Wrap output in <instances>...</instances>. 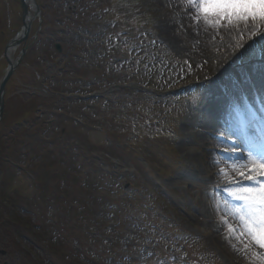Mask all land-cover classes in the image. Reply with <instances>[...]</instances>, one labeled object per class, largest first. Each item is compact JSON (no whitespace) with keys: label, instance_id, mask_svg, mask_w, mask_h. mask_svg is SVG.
<instances>
[{"label":"rangeland","instance_id":"rangeland-1","mask_svg":"<svg viewBox=\"0 0 264 264\" xmlns=\"http://www.w3.org/2000/svg\"><path fill=\"white\" fill-rule=\"evenodd\" d=\"M37 1L41 12L32 21L28 43L34 35L41 40L38 49L27 53L28 61L22 59L7 84L5 112L0 122V128L4 129L0 132V144L5 151L0 153V159L1 155L9 159L8 196L21 203L17 204L20 217L33 219L29 226L34 231L50 228V218L60 212L52 204L56 192L60 193V205L72 204L74 212L63 218L55 230L48 231L53 238L59 236L60 244L64 245L60 246L64 251L58 248L64 252L62 256H50L40 243L30 242L36 236L29 232L20 234L23 237L13 244L0 242V249L6 246L12 251L14 264H24L26 257L40 264H258L247 244L242 242L240 250L237 249V241L227 236L229 228L213 225L220 219L214 202L210 204L208 200L202 177H184L204 170L203 164L210 159L218 164L222 150L214 154V149H202L196 142L190 149L181 145L186 139L193 141L182 124L213 96L210 83L205 82L212 74L206 75L203 56L207 67L210 55L217 52L227 53L223 61L229 65L251 61L259 67L264 62V26L250 21L247 27L226 22L218 28L205 27L208 36L212 34L207 43H215L217 48L208 47L200 55L194 47L193 32L200 29L202 22L194 19L196 13L187 0ZM21 8L20 0H0V79L8 67L9 41L23 29ZM254 28L262 36H253ZM220 31L222 36L218 34ZM102 39L108 41L103 43ZM225 40L231 41V45H225ZM53 43H61L60 55L68 61L61 75H57L61 57H55L59 53ZM22 47L14 50L15 59ZM248 48L257 52L254 57L248 58ZM80 73L84 78L78 80L76 75ZM149 81L153 84H148ZM203 82L207 83L205 87ZM30 86L49 97L45 100L49 102L48 108L38 101L24 102L26 87ZM167 86L172 88L165 92ZM93 88H101L99 95L88 103L80 102L77 109L85 126L74 127L65 114H70L79 101L65 94L75 90L84 93ZM194 96L202 98L198 106L192 103ZM23 103L27 104L25 109L21 108ZM61 111L64 113L60 114ZM36 112L42 116L35 117ZM165 113L169 115L167 119ZM53 117L55 121H65L64 134L55 122L46 128L40 125ZM99 117L103 120L98 122ZM153 119L157 123H149ZM24 125L38 130L35 140L39 145L26 148L25 143L15 142L12 147L17 151L12 152L11 144L6 145L14 135L11 126ZM110 135L119 149L108 151L104 157L97 150ZM64 146H69L68 151L76 156L93 158V165L81 162L82 167H89L87 173V167L76 172L64 168L65 181L59 180L56 189L52 187L53 195L41 189L35 193L32 188L35 181L46 176V181L40 180L42 188L47 187L49 178L53 179L52 174L60 165L59 149ZM33 149L39 150L38 153L45 151V155L39 156L33 169L24 171L20 162L30 157L27 151ZM190 150L194 152L192 156ZM117 152L121 160L115 164ZM140 156L146 161L141 159L137 170L131 162ZM63 162L70 165L67 159ZM107 167L113 170V175L106 173ZM94 170L102 173L103 180L97 189V181L94 183L95 197L87 196L93 201L86 197L81 206L75 197L80 191H87L84 174L97 176ZM214 194L218 195V191ZM44 197L52 204H46L51 208L45 211L49 217L40 211ZM3 202L4 206L9 205L6 198ZM71 218L82 223V229L75 227L71 232L68 228L63 232L60 225L65 226ZM112 221L116 225L103 228L104 223ZM3 260L1 255L0 264Z\"/></svg>","mask_w":264,"mask_h":264},{"label":"bare ground","instance_id":"bare-ground-1","mask_svg":"<svg viewBox=\"0 0 264 264\" xmlns=\"http://www.w3.org/2000/svg\"><path fill=\"white\" fill-rule=\"evenodd\" d=\"M30 4V9L33 12V8H35V6L33 2H31ZM200 21L202 22L201 26L199 27L200 29L196 30V32H193V38L196 41L194 46L196 48L195 50L196 52H200L199 54L201 55L204 51H207L208 47H214V49H216L217 45L215 43H207L209 42V38L212 37V34L208 36L209 32H207L206 30L211 26L206 25L203 19H201ZM226 29L227 27L223 28V30ZM249 30L251 29L249 28ZM218 34L222 36L221 31ZM224 44L231 45V41L225 40ZM14 50L15 48H11L8 51L9 57L11 59L15 57ZM214 54L210 55L211 63L210 65H208L209 68L207 67V63L205 62V57L203 56L206 75L208 76V74L211 73L214 76L213 81L211 78H208V80L212 81L213 86H217L219 87V90H223L222 92L232 93V91L236 89L237 92L235 93V95L237 96L240 86L238 85L236 73L234 71L236 65H229L227 64L228 61H223V57L225 58V55L227 53H225V55H221L220 53L218 54V52L217 54ZM216 58H219V61ZM262 65H264V62L260 64L257 69L258 71L250 70L251 73L255 72V76H257L256 78L259 80L264 79V77H261L260 75V68L263 67ZM228 76L229 78H227ZM214 96L215 94L211 97L213 101L209 100L208 102H206L204 106H202L200 109H197L198 113L195 114L193 112L192 115L184 121V124H182L184 131L192 135L193 141H191L190 139H186L183 141L181 146H185L190 149L192 147L191 144L196 142V145H198L202 149H206L207 147L212 148V150L214 149V154H216L218 150H222V153H220V157L222 159H220V162L218 161V164H215L212 159H210L209 161H206L205 164H203L204 170H196L194 171V173L190 172V174L188 173V175L184 177L185 179L188 178L189 175L191 177H194L193 175L202 177L201 181L205 183V193L208 194L207 196L210 204L214 202L213 204L217 208L216 216H218L220 219L218 221L216 219V224L214 223L213 225H223V228H229V225L232 226L235 224L233 228L239 230L241 228L240 221L233 215L232 208L233 206L241 205L242 202L235 200L232 196H230L231 199L229 197H225L224 194H222L221 196L218 193V195L215 196L214 192L215 190L217 191V189L224 187L226 188L228 193H230V181L233 180L241 181L245 185L250 183L248 181H242V178L239 176L238 172L233 171L234 162L243 163L249 150H242L241 153H243V155H240L239 149H237L236 145L233 144V141H236V143L240 142V135L239 133H237L239 132V128L234 113L231 112L232 110L226 109L224 107L222 99L220 101L219 98H216ZM221 129H223V131H220ZM196 136H198V140L195 139ZM211 145L214 148L211 147ZM233 148L237 149L236 153L232 151ZM252 150L256 152L262 151V149ZM190 153L192 156L194 154L193 150H190ZM221 169H224L228 173V175H222L220 172ZM223 197H225V201ZM227 236L232 241H237L238 250H240V243L243 242V244H247L248 249H250L252 252H264V250L251 245L249 243L248 237L242 236L239 231L230 232Z\"/></svg>","mask_w":264,"mask_h":264},{"label":"snow or ice","instance_id":"snow-or-ice-1","mask_svg":"<svg viewBox=\"0 0 264 264\" xmlns=\"http://www.w3.org/2000/svg\"><path fill=\"white\" fill-rule=\"evenodd\" d=\"M187 3L194 9L196 13L194 19L197 23L203 19L206 25L217 28L221 26L222 22L237 26L243 23L247 27L251 21L264 26V0H187ZM252 35L262 36L256 28L252 30ZM260 75L264 77V67L260 68ZM254 96L259 98L258 93H254ZM201 99L200 96H194L192 98L193 105L198 106ZM243 100L244 108L248 110L250 119H241L238 131L244 141L250 145V150L243 163L234 162L233 171L238 172L242 181L250 183L245 185L241 181H230V195L242 203L232 208V213L240 221L241 228L238 230L229 225V231H239L242 236L248 237L251 245L264 250V150L260 152L252 150L264 149V127H257V114L247 95L243 96ZM230 106L240 112L235 101ZM261 106L264 107V100H261ZM253 131L256 135L251 134ZM235 143L236 141H233V144ZM232 151L236 153L237 149L233 148ZM220 172L222 175H228L224 169H221ZM252 255L258 264H264V252H254Z\"/></svg>","mask_w":264,"mask_h":264},{"label":"trees","instance_id":"trees-1","mask_svg":"<svg viewBox=\"0 0 264 264\" xmlns=\"http://www.w3.org/2000/svg\"><path fill=\"white\" fill-rule=\"evenodd\" d=\"M43 101V104L45 105V101L44 100H42ZM47 105V107H48V104H46ZM45 105V106H46ZM150 152V151H149ZM117 155H119V154H117ZM2 170H3V168H2ZM41 180V179H40ZM40 180H37L36 181V185H37V187L40 189L41 188V186H42V184L40 183ZM7 181H8V179L6 178L5 180H4V182L2 183V185H0L1 187H0V200H1V202H0V207H3L2 206V201H3V198H6V196H7V194H8V192H9V189H8V185H7ZM99 184H100V182H98V185L97 186H99ZM87 186H89L90 188H91V186H93V184H92V182L89 180V183L87 184ZM16 191H14V194H18V193H15ZM87 194H88V192H87ZM17 196H20V195H17ZM81 199H82V201H83V198L81 197V196H79ZM8 199H9V197H8ZM92 199V198H91ZM87 200L89 201L90 199H88V197H87ZM81 201V202H82ZM43 202H48V200H46V199H44L43 198ZM80 202V201H79ZM17 204H21V203H15L14 204V202L13 203H11V205H9V210L12 212V215H11V217L13 218L12 219V222H10V224H8V226L9 225H11V226H14V224H13V221H16V222H19V225L20 224H23V225H26L27 223H26V220H22L19 216H18V213H17ZM19 225H17L16 227L17 228H20V229H22V227L21 226H19ZM29 226V225H28ZM7 229L9 228V227H6ZM29 229H22V231H20V233L22 234V235H27L28 234V232H29V234H35V233H37V234H35V236H36V239H32V241H37V242H39L40 240L38 239L40 236H41V234L43 235V236H49V233H48V231L47 230H44V232L43 233H40V232H37V231H34L30 226L28 227ZM34 232V233H33ZM57 241V239L56 238H53V237H48V240H46V242H49V243H47L46 245H45V243H43V240H42V243L45 245V247H44V251H47L49 254H50V256H53V255H60V256H62L60 253H59V249H58V247L59 246H62L61 244H60V242H56ZM50 244V245H49Z\"/></svg>","mask_w":264,"mask_h":264},{"label":"water","instance_id":"water-1","mask_svg":"<svg viewBox=\"0 0 264 264\" xmlns=\"http://www.w3.org/2000/svg\"><path fill=\"white\" fill-rule=\"evenodd\" d=\"M22 1V6H23V10H24V29H22V33L18 36H16L15 38H13L12 40H10L9 44H8V48H10L12 45H19L21 44L23 41H26V39L28 38L29 32H30V28H31V21H29L27 19V16L29 15V11H28V0H21ZM59 47V46H58ZM7 48V49H8ZM9 61V68L6 71V75L3 77L1 84H0V118L2 117L3 114V109H4V92H5V88H6V84L7 81L10 79V77L12 76V74L14 73L13 71H15L18 62L17 61H11V59L8 58Z\"/></svg>","mask_w":264,"mask_h":264},{"label":"flooded vegetation","instance_id":"flooded-vegetation-1","mask_svg":"<svg viewBox=\"0 0 264 264\" xmlns=\"http://www.w3.org/2000/svg\"><path fill=\"white\" fill-rule=\"evenodd\" d=\"M8 253H9L8 250L0 251V255H2L3 258L8 256ZM10 263H11V259L10 258L8 260L5 259V260L2 261V264H10Z\"/></svg>","mask_w":264,"mask_h":264}]
</instances>
